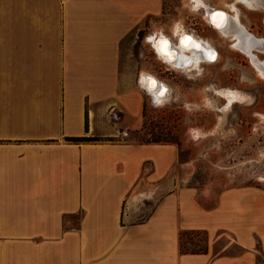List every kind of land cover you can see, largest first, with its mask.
Returning <instances> with one entry per match:
<instances>
[{
    "label": "crops",
    "instance_id": "0c3cea01",
    "mask_svg": "<svg viewBox=\"0 0 264 264\" xmlns=\"http://www.w3.org/2000/svg\"><path fill=\"white\" fill-rule=\"evenodd\" d=\"M162 10L163 0H0V264H257L264 255L262 187L213 197L182 186L174 146L125 138L142 107L120 90V44ZM197 231L206 249L183 252V234Z\"/></svg>",
    "mask_w": 264,
    "mask_h": 264
},
{
    "label": "rangeland",
    "instance_id": "374dc122",
    "mask_svg": "<svg viewBox=\"0 0 264 264\" xmlns=\"http://www.w3.org/2000/svg\"><path fill=\"white\" fill-rule=\"evenodd\" d=\"M202 1L225 9L229 15L234 13L231 6H236L246 29L264 38V0H260L258 9L236 0ZM206 12L205 7H196L193 0H163L160 15L147 19L121 41L120 90L138 94L142 107L139 127L127 130L125 138L174 146L182 186L213 197L233 186L255 185L264 189V76L248 54L233 46V39L212 28ZM177 26L210 40L218 52L216 60L189 70L173 68L160 60L148 38L164 34L176 41ZM238 29L232 23V30ZM254 53L264 62V51L256 49ZM144 73L156 76L167 87L161 101L142 86ZM215 89L238 90L247 99L228 104L227 98ZM120 116L116 114L117 121ZM87 137L91 141L101 139L97 133ZM133 198V203L141 206V198L136 194ZM143 213L146 211L142 216ZM223 242L220 240L217 247ZM206 247L203 232L183 234L182 250L199 252ZM257 264H264V255Z\"/></svg>",
    "mask_w": 264,
    "mask_h": 264
},
{
    "label": "bare ground",
    "instance_id": "6f19581e",
    "mask_svg": "<svg viewBox=\"0 0 264 264\" xmlns=\"http://www.w3.org/2000/svg\"><path fill=\"white\" fill-rule=\"evenodd\" d=\"M252 9L261 8L260 0H236ZM196 7H205L208 21L213 25L212 28L226 37L234 40L233 46L248 54L253 62L257 64L259 72L264 76V62L258 59L254 51H264V38L258 37L248 31L241 22L236 6L232 5L234 13L229 15L225 9H219L206 5L202 0H193ZM236 8V9H235ZM213 13H222V16H216L213 19ZM232 23L238 25V31L232 30ZM177 40L174 41L169 36L151 35L149 41L152 43L158 58L173 68L189 70L198 68L204 62H213L218 57L217 49L211 44L210 40L201 36L186 32L181 26L175 29ZM190 37V40H185ZM196 45H199L197 47ZM142 86L148 90L157 101H161L168 92L167 87L156 76L148 73L142 74ZM161 91L165 94L160 95ZM218 94L224 95L228 104L243 101L247 95L238 90L215 89Z\"/></svg>",
    "mask_w": 264,
    "mask_h": 264
},
{
    "label": "trees",
    "instance_id": "16d2710c",
    "mask_svg": "<svg viewBox=\"0 0 264 264\" xmlns=\"http://www.w3.org/2000/svg\"><path fill=\"white\" fill-rule=\"evenodd\" d=\"M87 125V124H86ZM87 129V126H86ZM70 141H91L90 137H78V138H68ZM159 141V140H157ZM183 252H187L185 250H182ZM188 252H196V251H188Z\"/></svg>",
    "mask_w": 264,
    "mask_h": 264
},
{
    "label": "snow or ice",
    "instance_id": "6c2138e0",
    "mask_svg": "<svg viewBox=\"0 0 264 264\" xmlns=\"http://www.w3.org/2000/svg\"><path fill=\"white\" fill-rule=\"evenodd\" d=\"M213 19H215L216 16H222V13H213ZM190 37H186L185 40H190ZM197 47H199V45H196ZM165 93L163 91H161L160 95L163 96Z\"/></svg>",
    "mask_w": 264,
    "mask_h": 264
}]
</instances>
